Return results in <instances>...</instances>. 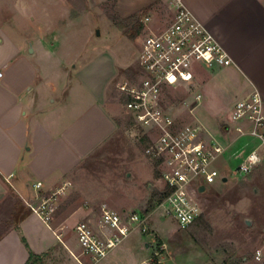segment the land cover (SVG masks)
Instances as JSON below:
<instances>
[{
	"label": "crops",
	"instance_id": "crops-1",
	"mask_svg": "<svg viewBox=\"0 0 264 264\" xmlns=\"http://www.w3.org/2000/svg\"><path fill=\"white\" fill-rule=\"evenodd\" d=\"M106 1L113 2L114 12L123 19L146 12V31H162L174 18L172 0ZM182 1L232 59L228 67H214L222 69L219 75L209 73L202 81L197 75V85L202 89L207 80L218 79L214 90L222 94V110L229 114L253 92L264 97V0ZM24 45L1 32L0 264H28L30 251L36 256L31 264H161L157 251L150 255L151 244L137 231L93 261L79 244L76 226L94 216L81 212L48 223L28 207L74 180L82 164L112 142L118 127L107 101L105 76L97 73L89 79L96 78V83L84 84L82 72L74 64L68 67L72 60L62 59L51 48L33 45L28 51ZM230 132L236 137L228 143ZM220 133L222 145L228 147L222 158L225 163L228 158L226 165L233 173L239 162L234 154L250 152L258 141L240 135L231 122ZM258 169L264 171V163L255 172Z\"/></svg>",
	"mask_w": 264,
	"mask_h": 264
},
{
	"label": "rangeland",
	"instance_id": "rangeland-1",
	"mask_svg": "<svg viewBox=\"0 0 264 264\" xmlns=\"http://www.w3.org/2000/svg\"><path fill=\"white\" fill-rule=\"evenodd\" d=\"M114 17L117 14L113 2L106 0H0V34L17 39L22 45L28 44V51L33 45L39 49L47 47L62 59L72 60L68 67L74 64L82 72L84 84L96 83V78L89 79L97 73L105 79L111 78L103 83L117 132L112 142L85 161L76 178L66 183L65 192L55 201L52 219L81 216V212L94 216L102 207L121 216L152 213L150 229L139 234L151 244L150 255L159 253L161 264H264L262 169L250 176H237L229 171L228 158L225 163L221 157L215 167L227 181L218 178L206 184V190L198 194L201 216L188 228H181L161 210L155 212L157 206L146 213L148 201L160 188L159 175L146 159L143 144L131 135L133 126L118 91L119 83L138 70L141 35L131 40L112 20ZM114 57L118 62L115 60L113 67ZM196 71L202 81L209 73L219 75L222 69L197 65ZM217 81L207 80L202 89L196 82L197 91L204 97L193 111V118L188 104L195 105L196 88L174 92L170 103L186 122L194 119L222 144L220 132L230 122L231 113L222 110V94L214 90ZM83 93L87 94L84 90ZM227 135L228 143L236 137L233 132ZM234 159L239 160L235 156ZM258 252H261L260 260L256 258Z\"/></svg>",
	"mask_w": 264,
	"mask_h": 264
},
{
	"label": "built area",
	"instance_id": "built-area-1",
	"mask_svg": "<svg viewBox=\"0 0 264 264\" xmlns=\"http://www.w3.org/2000/svg\"><path fill=\"white\" fill-rule=\"evenodd\" d=\"M172 3L175 13L170 25L162 31L144 29L142 32L137 53L138 70L119 83L118 91L133 126L131 135L143 144L146 159L158 171L159 191L166 193L155 212L163 211L185 229L201 216L200 189L206 190V184L218 178L224 180L215 164L228 147L194 119L186 122L170 103V96L181 89L196 88L195 105L188 104L193 118V111L203 98L200 90L197 91V65L207 69L228 67L232 59L182 0H172ZM144 22L146 28L150 18L146 17ZM2 76L0 73V79ZM230 122L240 135H250L258 141L250 152L234 154L239 162L233 173L246 176L264 163V97L253 92L238 101L231 111ZM41 187L42 183L36 185L37 189ZM66 187L67 184L49 196H41L37 204L28 203V207L49 223L56 210L55 201ZM150 216L152 213L121 216L102 207L93 219L77 224L79 244L84 254L99 261L134 232L147 233ZM256 258L261 259V252Z\"/></svg>",
	"mask_w": 264,
	"mask_h": 264
},
{
	"label": "trees",
	"instance_id": "trees-1",
	"mask_svg": "<svg viewBox=\"0 0 264 264\" xmlns=\"http://www.w3.org/2000/svg\"><path fill=\"white\" fill-rule=\"evenodd\" d=\"M146 17H147L146 12H140L126 19H123L117 15V17H114L112 20L115 21L122 30H124V33L128 35V37L131 40H135L139 35L142 34V32L145 29L144 20ZM255 170L248 176L252 175L255 172ZM165 196H166V193L156 190L153 196L148 201L146 213H149L150 211L154 210V208L164 200ZM22 241L28 247V244L24 237L22 238ZM35 258L36 256L30 251V260L28 264H31Z\"/></svg>",
	"mask_w": 264,
	"mask_h": 264
},
{
	"label": "water",
	"instance_id": "water-1",
	"mask_svg": "<svg viewBox=\"0 0 264 264\" xmlns=\"http://www.w3.org/2000/svg\"><path fill=\"white\" fill-rule=\"evenodd\" d=\"M98 34H100V32H98ZM226 181H227V179L225 178V179H224V182H226ZM204 191H205V188L202 187V188L200 189V192H204ZM247 224H250V222L247 221Z\"/></svg>",
	"mask_w": 264,
	"mask_h": 264
}]
</instances>
